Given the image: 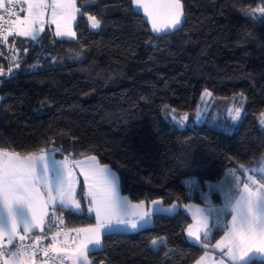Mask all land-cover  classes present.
Instances as JSON below:
<instances>
[{
    "label": "trees",
    "instance_id": "obj_1",
    "mask_svg": "<svg viewBox=\"0 0 264 264\" xmlns=\"http://www.w3.org/2000/svg\"><path fill=\"white\" fill-rule=\"evenodd\" d=\"M75 4L73 39L54 36L49 25L35 41L0 37V150L95 156L130 202L177 204L172 214L151 215L150 226L103 233L101 248L87 253L90 264H192L204 248L184 236L185 204L201 205L211 218L200 243L212 245L246 170L264 164V13L254 11L264 0H182L183 23L162 33L131 0ZM89 16L99 29L89 28ZM202 90L242 96L236 127H178L168 118L194 113ZM77 192L82 214L63 209L64 228L94 223L80 179ZM51 216L50 209L43 235L59 226Z\"/></svg>",
    "mask_w": 264,
    "mask_h": 264
},
{
    "label": "snow or ice",
    "instance_id": "obj_2",
    "mask_svg": "<svg viewBox=\"0 0 264 264\" xmlns=\"http://www.w3.org/2000/svg\"><path fill=\"white\" fill-rule=\"evenodd\" d=\"M26 2L27 15L22 21L16 12L9 13L10 16H17V19L11 22L19 26L16 35L35 41L38 32L43 31L44 10L51 7V22L56 24L57 29L55 35L75 38L76 33L72 31L71 22L75 21L79 9L75 7L74 0H52L51 5L47 0H26ZM131 4L143 10L144 17L147 18L146 23L151 24L153 33L175 30L183 23L182 0H131ZM254 11L264 13V8ZM2 19L3 17H0V20ZM61 19L64 21L63 28H61ZM88 20L92 29L100 28L101 22L96 16H89ZM11 34L9 31L8 35ZM4 39L7 40V36ZM240 114L241 108H235V114L231 119L236 121ZM261 123L264 124V120ZM41 162H43V170L39 168ZM55 163L59 165L60 173L56 176L53 186L47 176L49 166L44 157L37 160L32 155L21 157L17 152L0 150V217L7 218V227L0 224V258H3V264H27L24 258L27 257L29 248L14 243L17 231L20 229L24 233L19 236L20 241H24L32 229L43 231L50 207L51 218L58 219L60 224L64 223L63 209L82 214L80 193L77 192V180L73 169L68 167L67 158L65 161ZM75 166L81 169L80 174L84 177L83 199L89 205L87 209L90 214L89 219L94 213L96 223L84 228L72 229L77 233L74 239H78L79 243L66 258L71 264H89L87 253L91 250L90 246L101 245L102 229L105 235L112 234L113 227L125 226L137 229L148 221L151 215L156 214L158 209L154 204L142 215L118 211L117 204L120 199L117 196L115 173L111 172L107 165L99 164L95 156L87 157L85 161H75ZM260 171L264 172V168ZM262 197L264 192L241 193L231 206L232 219L230 226L228 223L225 225L223 243L228 249L226 255L233 264L253 250L264 253V213L257 211L258 202ZM123 202L128 208V202L126 200ZM24 211L27 213L26 216L23 215ZM57 211L60 212L59 216ZM135 216H139V220L133 218ZM207 227L205 224V238L208 234ZM59 234H53V243L43 250L45 256H48L49 249L58 253L68 252L67 249L57 247L56 237ZM188 235L192 236L193 232L189 231ZM5 238L7 245L3 243ZM42 239V236H36L35 242ZM152 244H157V241L153 240ZM217 246H220V242Z\"/></svg>",
    "mask_w": 264,
    "mask_h": 264
},
{
    "label": "crops",
    "instance_id": "obj_3",
    "mask_svg": "<svg viewBox=\"0 0 264 264\" xmlns=\"http://www.w3.org/2000/svg\"><path fill=\"white\" fill-rule=\"evenodd\" d=\"M9 1L10 0H0V11H1L2 7ZM18 2H19L18 16H19L20 20L22 21L24 16L27 15L28 5H27L26 0H18ZM74 2H75V0H74ZM47 3L49 5H51L52 0H47ZM75 7H76V4H75ZM133 8L142 14L141 9H137V8H135V6H133ZM76 15H77V13H76ZM16 19H17V16L14 19V21ZM51 19H52V9H51V7H48L44 10L43 27L45 25H49L52 29L54 36H56L55 35L56 30H57L56 24L52 23ZM74 22L75 21L71 22V28H72ZM87 22H88V20H87ZM60 23H61V28H63L64 27V21L62 19L60 20ZM18 27H19L18 25L11 24V26L6 30L4 36L7 35L9 33V31H11V33L16 34ZM72 31H73V29H72ZM39 33L40 32H38V34ZM58 38L73 39V38H69V37H58ZM7 152H9V151H7ZM29 155L34 156L37 160H40L41 157H44L45 161L47 162V164L49 166V172L47 173V176L49 178V181L54 186L56 176H58L60 173L59 165L55 162H62V161H65L66 159L56 158L53 156V154L50 151L31 153V154H25V155H20V156L21 157H28ZM86 158L87 157L79 158V159L74 160L73 162L67 161L68 167L73 169V171L75 173V178L78 181H79V179L82 181L83 187H84V177H83V175L80 174L81 169L79 167H76L74 162L75 161H84V160H86ZM39 168H40V170H43V162L40 163ZM257 184L254 185L256 187L253 189L242 188L241 193L246 194L249 191L250 192H264V185H261V183H259L260 185H257ZM241 193H238L236 198ZM234 202H235V199L232 202V205L234 204ZM122 204L123 205L121 207H117L118 211H121V212L129 211L130 213H137L140 215H142L145 212H148L149 209H151L154 206V204H155V207L158 209L157 212H163L165 214H172L178 208L176 203H171V204L165 205L162 203V201L160 199H153V200H150L149 202H146V203H144V202L128 203V208L124 202ZM88 206H87V209H88ZM50 209H51V207H50ZM169 209H171V211H167ZM184 209H185V213L187 214V216L190 219L189 223L184 228V236H185L186 240L190 243H193V244H200L204 248V251L200 254V256L192 264H198V262H199V264H233L232 260H230L228 255H226L228 249L224 246V243H223V240L225 237V230H224L223 234L212 245L200 243V238L198 239L197 237L198 236L200 237L202 235V233L205 232V224L208 227L210 226L211 218L207 215V213L204 211L203 207L199 204H196L193 202H188L187 204H185ZM230 211H231V209H230ZM257 211L264 213V197H262L261 200L258 202ZM23 215L24 216L27 215L26 211L23 212ZM19 216H20V213L18 212V218H19ZM133 218L139 220V216H135ZM231 219H232V216H231V212H230V215H229L228 219L226 220V224L228 223L229 226H230ZM58 223H59V220H58ZM95 223H96V220H94V223H92L91 225H94ZM0 224H2L4 227H7L6 216L0 217ZM89 225L75 227V228H84V227H87ZM150 225H151V217L148 221L141 224L137 229L142 228V227H146V226H150ZM75 228H64V227L62 228V227L58 226L56 229H54L50 233H47L44 235L42 233H40V231H41L40 229H32L28 234L36 232L32 235L42 236L43 237L42 241L46 244V246H48L49 244L53 243V240H52L53 234L54 233H60L56 237L57 247L61 248V249H67L68 252H59V253L54 252V253L57 254L59 257L64 258L67 264H71V261L68 260L66 257L68 254H70V252L72 250H74L77 247V245L79 243L78 239H74L77 237V233L72 231V229H75ZM137 229H131V228H128L125 226H119V227H113L111 232H113V231L133 232ZM189 231L193 232L192 236L188 235ZM101 232L103 234L104 230L102 229ZM20 235H24V233L22 232V230L18 229L17 237H16L15 241L19 239ZM218 242H220L219 247L217 246ZM3 243L7 244L6 238L4 239ZM90 248H91L90 251L98 250L101 248V245L98 247H91L90 246ZM252 258L264 259V253L253 250V251L249 252L245 257L238 259L235 262V264H244L246 261H248L249 259H252ZM24 259H26L27 264H33V261L35 262V264H48L45 261H43L42 259H40L39 257H37L31 253H28L27 257ZM0 264H3V258L0 259ZM89 264H90V262H89Z\"/></svg>",
    "mask_w": 264,
    "mask_h": 264
},
{
    "label": "rangeland",
    "instance_id": "obj_4",
    "mask_svg": "<svg viewBox=\"0 0 264 264\" xmlns=\"http://www.w3.org/2000/svg\"><path fill=\"white\" fill-rule=\"evenodd\" d=\"M142 15H143V18L146 20L147 18L144 17L143 10H142ZM87 20H88V17H87ZM148 25H149L150 30L152 31L151 24H148ZM88 26L90 29H92L89 20H88ZM243 104H244V99L239 94L233 95L231 97H216V96L211 95L210 92L206 90H202L200 93L198 105L194 113L192 114L191 113L190 114L177 113V115L174 113H171V114L169 113L168 118H170L172 122L178 127H181L186 124L192 125V124L205 123L216 129L227 131L237 126V121L239 118L236 121H233L231 117L232 115L235 114V108L237 107L241 108V113H242ZM230 109L232 110L231 112L229 111ZM260 117H261V120H264V113L261 114ZM189 118H191V120ZM173 119H175V122L173 121ZM262 125L264 126V124ZM87 157H90V156H87ZM67 161L73 162L74 160L67 159ZM261 168H264V164L259 166L257 169L246 170L247 172L245 173V180L239 186L238 193H241L242 188H246V189L255 188L256 186L254 185L257 183H258L257 185H260L259 183H261V185H264V183H262V181L259 180L260 176L257 175V174H261L262 176H264V172L260 171ZM111 172L115 173L113 170H111ZM115 177L117 180L116 173H115ZM77 183H78V180H77ZM84 191L85 189L83 187V192ZM117 196L120 199L118 200L117 207H121L123 205L122 204L123 199L126 200L128 203H132L126 197L120 194L118 190V183H117ZM236 196L234 197L235 200H236ZM232 202L230 204V209L232 206ZM87 206H88V203H87ZM93 216H95L94 213H93ZM156 241L157 243L159 242V240H156Z\"/></svg>",
    "mask_w": 264,
    "mask_h": 264
},
{
    "label": "built area",
    "instance_id": "obj_5",
    "mask_svg": "<svg viewBox=\"0 0 264 264\" xmlns=\"http://www.w3.org/2000/svg\"><path fill=\"white\" fill-rule=\"evenodd\" d=\"M19 10V2L18 0H11V2H7L0 11V17H3L0 20V37L3 36L6 30L11 26V22L14 21L16 16H10V12H16L18 15ZM59 226L63 228V224L59 223ZM35 235L27 234L24 241H20L19 239L14 241L16 245L23 244L24 246L29 248L28 253H31L48 264H67L64 258L59 257L53 251L49 249L48 256L44 255V249L47 248L46 244L41 240L39 242H35ZM7 245V244H5ZM1 259V258H0Z\"/></svg>",
    "mask_w": 264,
    "mask_h": 264
},
{
    "label": "clouds",
    "instance_id": "obj_6",
    "mask_svg": "<svg viewBox=\"0 0 264 264\" xmlns=\"http://www.w3.org/2000/svg\"><path fill=\"white\" fill-rule=\"evenodd\" d=\"M262 163H264V161H262Z\"/></svg>",
    "mask_w": 264,
    "mask_h": 264
}]
</instances>
